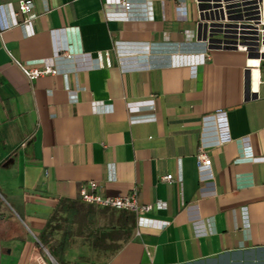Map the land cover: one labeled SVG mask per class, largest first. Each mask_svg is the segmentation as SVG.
Returning <instances> with one entry per match:
<instances>
[{"label":"crops","instance_id":"1","mask_svg":"<svg viewBox=\"0 0 264 264\" xmlns=\"http://www.w3.org/2000/svg\"><path fill=\"white\" fill-rule=\"evenodd\" d=\"M128 1L33 0L34 18L8 25L17 0H0V237L21 238L25 264L64 229L67 264H264V83L245 97L248 53L196 38L194 0ZM66 42L54 74L29 80L12 58ZM199 146L214 194H200ZM88 180L160 204L87 203Z\"/></svg>","mask_w":264,"mask_h":264},{"label":"built area","instance_id":"2","mask_svg":"<svg viewBox=\"0 0 264 264\" xmlns=\"http://www.w3.org/2000/svg\"><path fill=\"white\" fill-rule=\"evenodd\" d=\"M194 2L198 20H200L201 15H212V18H209L208 22L211 21L213 24L208 25L205 38H202V34H200V39L204 40L208 46L210 43L220 45L235 44L237 48L251 53L252 57L262 59L263 62H259L258 67L264 64V59L260 56L264 52V0H194ZM122 3L126 8L130 6L128 0H122ZM1 6L7 12L10 11L7 3H2ZM32 8L33 0H17L15 10L10 11L12 16H10L8 25L18 22L27 24L35 16ZM16 16H20V19L17 20ZM209 27H212V29H209ZM57 29L52 28V33L57 31ZM194 36L197 38V33ZM211 37L219 39L211 40ZM73 54L72 46L66 42L54 47L52 56L49 59L41 58L37 62L21 63L13 56L12 58L20 66L26 77L32 80L42 74L59 72L62 69L56 65L55 59L57 57L72 59ZM97 58L101 65L109 66L111 64L107 51L98 52ZM34 63H41V65L37 66ZM195 157L197 166L202 174L201 180L203 181V184L200 186V194L204 195L206 193L204 189L207 185L211 187L210 193L214 194L213 180L204 178V172L208 170L211 164L210 156L203 146H199ZM162 179L171 181L173 180V176L171 173H167L162 176ZM78 193L81 200L87 203L115 209L134 210L136 212L147 211L154 204H160V201H156L154 204L139 203L135 188L122 195L103 193L100 191L98 182L95 180H88L83 183L79 187ZM43 249L45 251V259L33 264H61L47 248L43 247ZM147 253L151 255L150 250H147ZM89 264H107V262H90Z\"/></svg>","mask_w":264,"mask_h":264},{"label":"rangeland","instance_id":"3","mask_svg":"<svg viewBox=\"0 0 264 264\" xmlns=\"http://www.w3.org/2000/svg\"><path fill=\"white\" fill-rule=\"evenodd\" d=\"M1 199L4 200V198H2V196L0 195ZM15 213V212H13ZM13 216H15V218L18 219L17 214H13ZM25 228V227H24ZM19 235H22L21 233L24 231V229H22V227L19 229ZM23 236V235H22ZM21 236V237H22ZM17 240H8L5 238H1L0 237V264H25V260L24 262H22V255L20 254V248L21 247V241H18V238L21 239L20 237H16ZM8 242V243H7ZM7 244V248H5V245ZM39 244H45L44 240L43 242L41 240H39ZM47 246H51V245H47ZM12 248L11 250L8 251L9 248ZM50 252V251H49ZM41 255L42 257H44L45 259V251L42 247V250L40 252H36V255ZM33 255L30 259V262L27 264H33V263H38L39 258ZM60 260V261H59ZM58 261L61 264H67V261L65 259H59ZM68 264H71L70 262Z\"/></svg>","mask_w":264,"mask_h":264},{"label":"water","instance_id":"4","mask_svg":"<svg viewBox=\"0 0 264 264\" xmlns=\"http://www.w3.org/2000/svg\"><path fill=\"white\" fill-rule=\"evenodd\" d=\"M212 18V15H201L200 16V20L197 21V28H196V33H197V38H200V34H202V38H205L206 35V30L208 25H212L213 22H208V19ZM209 29H212V27H209ZM212 33V32H211ZM214 39H219L216 37H211V40ZM209 47H223V48H237L235 44H224V45H220V44H215V43H210ZM249 56H251V53H248ZM258 56V54H256ZM263 59H264V52L261 53L260 55ZM260 68L263 76H264V64L260 65ZM262 81V83H264V78ZM252 87V69L251 67H247L244 73V92H245V97L248 98L250 96H256L257 95V91H250Z\"/></svg>","mask_w":264,"mask_h":264},{"label":"trees","instance_id":"5","mask_svg":"<svg viewBox=\"0 0 264 264\" xmlns=\"http://www.w3.org/2000/svg\"><path fill=\"white\" fill-rule=\"evenodd\" d=\"M1 202V199H0ZM74 204H69L66 205L65 203L60 204L58 210L63 209L66 210L67 215L70 214L71 212V208L73 207ZM67 206V207H66ZM66 208V209H65ZM2 217L1 213H0V218ZM54 217V215H52V218ZM46 232H49V230H46ZM69 236V232L68 229H64V232L62 233L59 242L55 245V246H47L46 248L50 251V253L57 259H60V251H63L65 249V246L68 244V238ZM43 242V241H42ZM45 243V242H44ZM60 261V260H59Z\"/></svg>","mask_w":264,"mask_h":264},{"label":"bare ground","instance_id":"6","mask_svg":"<svg viewBox=\"0 0 264 264\" xmlns=\"http://www.w3.org/2000/svg\"><path fill=\"white\" fill-rule=\"evenodd\" d=\"M249 63L254 65V70L252 71V86L254 87V89H256L258 87L259 78H260V73H259V69L257 66L259 64V58L251 56L249 58Z\"/></svg>","mask_w":264,"mask_h":264}]
</instances>
